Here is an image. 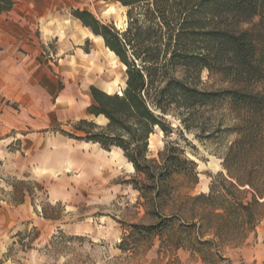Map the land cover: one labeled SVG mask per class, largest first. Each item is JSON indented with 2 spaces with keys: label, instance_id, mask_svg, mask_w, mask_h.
<instances>
[{
  "label": "rangeland",
  "instance_id": "rangeland-1",
  "mask_svg": "<svg viewBox=\"0 0 264 264\" xmlns=\"http://www.w3.org/2000/svg\"><path fill=\"white\" fill-rule=\"evenodd\" d=\"M79 1L101 23L120 32L127 29L130 6L113 0ZM72 9L68 1L59 39L49 40V29L38 30L48 40L37 58L47 69L60 66V87L70 92L69 100L50 113L48 122L42 115L48 103L45 94H35L37 109L27 114L22 101L11 102L0 93L3 112L9 110L13 121L3 122L8 127L0 137V264H245L240 249L253 231L235 239L230 235L232 241L221 244L212 228L187 230L178 217L169 218L171 225L161 229L160 216L146 209L133 186L137 174L123 151L64 133L73 131L81 118L107 122L102 116L87 115L91 85L113 93L126 83L119 57L101 38L74 23ZM135 9L144 12L142 6ZM79 28L82 35L88 34L82 44L74 41ZM201 80L209 88L227 85L207 69ZM55 99L50 97L49 104ZM206 114L214 117L208 127L214 136L182 127V134L175 130L169 137L196 163L198 182L192 195L208 193L213 176L226 172L223 154L235 138L233 133L217 132L218 125L225 129L237 123L227 103ZM168 119L172 126L180 125L178 118L168 115ZM166 139L161 130L151 135L150 156L158 155ZM177 180L182 193L189 191L185 180ZM165 204L164 214L170 217L174 201ZM191 215L187 211L185 218ZM211 238L216 241L202 244Z\"/></svg>",
  "mask_w": 264,
  "mask_h": 264
},
{
  "label": "trees",
  "instance_id": "trees-1",
  "mask_svg": "<svg viewBox=\"0 0 264 264\" xmlns=\"http://www.w3.org/2000/svg\"><path fill=\"white\" fill-rule=\"evenodd\" d=\"M113 1L130 6L123 32L89 10L73 13L124 64L125 86L110 93L91 85L87 114L107 122L81 118L64 133L123 151L137 174L133 186L146 209L160 216L161 229L178 217L187 230L212 228L221 244L231 242L230 235L246 237L264 216V0ZM13 3L0 0V11ZM138 6L144 12L136 13ZM204 69L227 85L204 87ZM224 103L237 115L235 126L222 129L221 124L217 130L235 134L223 154L226 172L213 176L208 193L192 195L196 163L169 137L175 130L182 134V127L214 136L208 128L214 117L206 112ZM168 115L180 125L172 126ZM157 130L166 143L150 156V137ZM177 178L189 184V191L181 192ZM168 201H174L170 217L164 214Z\"/></svg>",
  "mask_w": 264,
  "mask_h": 264
},
{
  "label": "crops",
  "instance_id": "crops-1",
  "mask_svg": "<svg viewBox=\"0 0 264 264\" xmlns=\"http://www.w3.org/2000/svg\"><path fill=\"white\" fill-rule=\"evenodd\" d=\"M13 1L10 9L0 11V93L2 97H6V100L11 102L22 101L25 104L24 109L27 114L32 109H37L34 97L45 94L48 103L47 108L44 111L42 109V115L49 122L50 113L69 100L70 92L66 91L64 87H60V83H63L60 66H55L54 70L47 69L44 63L37 58L43 51V45L48 39L51 40L52 37L59 39L60 29L66 24L67 2H70L73 8L72 12H74L76 9L83 10L82 1ZM70 15L76 25L86 29L91 35L95 34L84 25L80 18ZM44 29L50 31L48 39L45 38L47 36L44 37L42 33H38V30L43 32ZM82 29L79 28L74 31L75 43L82 44V39L88 37V34L82 35ZM96 36L104 41L101 36ZM108 49L118 57L110 48ZM52 96L56 97L53 105L49 104L48 100ZM2 97H0V137L8 127L3 122L9 124L13 122L9 110L6 109L3 112ZM240 255L245 264H264V217L247 239L246 245L240 249Z\"/></svg>",
  "mask_w": 264,
  "mask_h": 264
},
{
  "label": "bare ground",
  "instance_id": "bare-ground-1",
  "mask_svg": "<svg viewBox=\"0 0 264 264\" xmlns=\"http://www.w3.org/2000/svg\"><path fill=\"white\" fill-rule=\"evenodd\" d=\"M96 161H98V159L96 158ZM130 163V162H129ZM131 164V166H133V164L132 163H130Z\"/></svg>",
  "mask_w": 264,
  "mask_h": 264
}]
</instances>
